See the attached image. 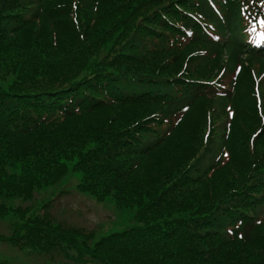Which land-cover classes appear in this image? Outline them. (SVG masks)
I'll return each instance as SVG.
<instances>
[{
  "label": "trees",
  "instance_id": "obj_1",
  "mask_svg": "<svg viewBox=\"0 0 264 264\" xmlns=\"http://www.w3.org/2000/svg\"><path fill=\"white\" fill-rule=\"evenodd\" d=\"M28 1L0 0V220L8 213L3 201H31L76 172L77 191L135 209L136 224L92 243L91 234L64 229L29 205L7 216L15 219L12 233L0 241L38 253L40 264L58 255L71 264H264V224L250 220L239 198L222 207L206 178H191L188 160L180 163L184 152L175 155L189 138L173 131L144 150L132 129L142 116L185 103L176 100L190 85L183 78L201 80L196 68L181 73L194 51L215 55L211 71L222 58L231 62L228 48L238 52L230 38L201 40L188 15L222 28L205 1L114 2L109 26L85 24L86 41L79 26L87 9L78 5L74 21L72 8L58 7L70 0ZM179 26L192 30L184 51L169 42L184 38ZM237 221L241 239L226 233Z\"/></svg>",
  "mask_w": 264,
  "mask_h": 264
},
{
  "label": "rangeland",
  "instance_id": "obj_2",
  "mask_svg": "<svg viewBox=\"0 0 264 264\" xmlns=\"http://www.w3.org/2000/svg\"><path fill=\"white\" fill-rule=\"evenodd\" d=\"M67 1L68 0H58V3ZM105 1L106 2H103L102 0H79L82 5H87L96 9L92 11V14L96 16L98 29H103L112 23L116 13L119 11L117 8L119 6L113 3H120L124 0ZM88 17L89 16H87V14H83L84 20H87ZM67 35L70 36V34ZM228 51L233 57V60L236 58H242L239 59V62L242 61L243 65L242 71L237 76V78L241 81L237 87L234 98L232 99L236 118L234 119L231 127L232 131L228 147L231 149L234 158L238 154L240 160L246 161L247 165L250 162L248 152H250L252 158L256 159L259 155H264V64H261L259 61L260 65L251 63L248 66V57L239 56L236 52L234 53L231 50ZM224 62L225 61L222 58L220 62H218L219 66H221ZM231 74L233 80V76L235 75L233 72H231ZM225 104L226 102L220 101L207 103L211 117L214 118V122H219L222 124V130L221 126H216V123L211 125L210 131L207 132L205 130L207 107L204 103L197 105V107L191 111L188 118H186L184 121L182 127L178 130L179 135L189 138V141L187 142L178 143L179 148L175 151L176 156H179L181 151H183L185 154L183 160L180 161V163L188 160L194 152L196 154L199 147V154L202 153V151H204L203 154L211 153L209 159L206 161V164L210 163V161L218 153L220 146L225 144V140L230 134V132H227L224 138V132L226 131L225 126L228 122V119L225 118L223 111ZM248 111L249 113L250 111H255L257 120L254 118L253 121L250 117L251 115L247 114ZM195 122H198V127L197 123ZM194 123L195 125L193 126ZM240 125H242L244 128H242ZM259 129H261V131L259 132V135H256ZM146 134V136H150L151 131L147 132ZM232 136H235V139L237 137L239 138L237 139V145L233 143ZM170 165L171 162H167L165 163L164 168H168ZM245 167L248 168V166ZM202 168L204 167L202 166ZM228 170L229 168H226L224 171L219 172L216 175L222 176L224 181H228V184L232 186L234 184V178L229 176L234 174L227 172ZM260 174L264 176V173L260 172ZM195 175L196 173H190V176L192 177ZM241 175L244 176V172H242ZM243 180H245V178L236 180V183L239 184ZM46 192L47 195L45 197L48 196V190ZM227 192L228 188L225 186L222 189V196H224ZM3 203H5V205L8 207V213L4 219L0 220V236H10L12 225L14 224L15 219L7 218V216L15 210V207H17L19 201L14 203H7L6 201H3ZM50 211L52 213H49L50 216L56 221L61 222L63 226L80 228L86 231H97V238L123 230L129 224L130 219L133 221L134 213L133 210H130L129 212L121 211L107 203L96 204L90 201V199L87 197L78 195H72V198L69 200L61 198L55 201ZM253 214L256 215V211H254ZM110 223L112 225H109ZM36 256H38V253L36 252L28 255L27 249H17L9 246L3 247L0 245V258L6 257V259L13 262H33ZM52 262L53 264H71V262L61 255L53 256Z\"/></svg>",
  "mask_w": 264,
  "mask_h": 264
},
{
  "label": "snow or ice",
  "instance_id": "obj_3",
  "mask_svg": "<svg viewBox=\"0 0 264 264\" xmlns=\"http://www.w3.org/2000/svg\"><path fill=\"white\" fill-rule=\"evenodd\" d=\"M73 7H75V5H73ZM231 115V114H230ZM257 135H259V133L257 134ZM225 155H228L227 153H225Z\"/></svg>",
  "mask_w": 264,
  "mask_h": 264
}]
</instances>
